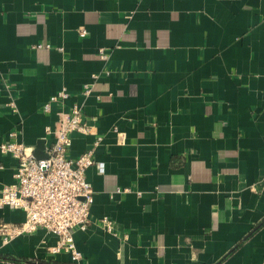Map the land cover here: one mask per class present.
<instances>
[{"label":"crops","instance_id":"0c3cea01","mask_svg":"<svg viewBox=\"0 0 264 264\" xmlns=\"http://www.w3.org/2000/svg\"><path fill=\"white\" fill-rule=\"evenodd\" d=\"M64 89L91 127L70 157L102 139L82 264H264V0H0V143L44 158ZM17 168L0 151V191ZM56 240L0 238V264H74Z\"/></svg>","mask_w":264,"mask_h":264},{"label":"built area","instance_id":"2783aa9c","mask_svg":"<svg viewBox=\"0 0 264 264\" xmlns=\"http://www.w3.org/2000/svg\"><path fill=\"white\" fill-rule=\"evenodd\" d=\"M79 33L84 37L87 31L81 28ZM43 47L36 45L34 49ZM100 57L106 62L110 59L105 49L100 50ZM93 78L97 80L99 75ZM91 91L92 85H85L83 95L86 97ZM68 97L69 93L64 89L43 107L44 113H50L53 105L59 106L56 122L46 128V134L51 135L54 141L44 158L35 157L33 148L15 140L0 143V151L18 161L15 182L0 191V209L10 208L25 213V221L21 223L0 220V238L8 244L42 229L57 237L56 243L46 248L48 254L66 253L74 264H82L83 255L76 247L74 234L76 230L87 231L90 226L94 190L86 179V171L95 165V148L102 139L98 138L92 148L79 157H70L72 135L90 134L91 127L84 117L82 105L75 103L68 111L65 110ZM8 106L16 110L14 100ZM16 136V132L11 133L12 138ZM99 168L102 171L103 165L99 164ZM100 223L105 232H114V223L109 217L101 218Z\"/></svg>","mask_w":264,"mask_h":264}]
</instances>
